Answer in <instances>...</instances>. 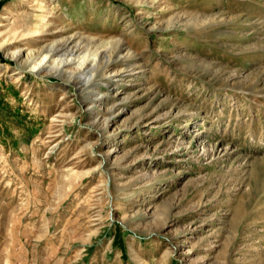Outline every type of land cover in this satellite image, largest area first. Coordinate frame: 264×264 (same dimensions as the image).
<instances>
[{
	"label": "rangeland",
	"instance_id": "obj_1",
	"mask_svg": "<svg viewBox=\"0 0 264 264\" xmlns=\"http://www.w3.org/2000/svg\"><path fill=\"white\" fill-rule=\"evenodd\" d=\"M0 264H264V0H0Z\"/></svg>",
	"mask_w": 264,
	"mask_h": 264
},
{
	"label": "bare ground",
	"instance_id": "obj_2",
	"mask_svg": "<svg viewBox=\"0 0 264 264\" xmlns=\"http://www.w3.org/2000/svg\"><path fill=\"white\" fill-rule=\"evenodd\" d=\"M4 19H9V16ZM5 45L6 42L2 47ZM100 53L91 58L80 42H76L73 37H65L38 51H28L25 54L24 50L17 49L11 53V56L19 62L22 70L37 74L45 73L46 76H61L68 73L69 77H67L70 81L78 79L80 84L85 86L91 83L93 75L90 72L98 68L100 59L103 58ZM71 66H75L76 71L79 72H70Z\"/></svg>",
	"mask_w": 264,
	"mask_h": 264
}]
</instances>
